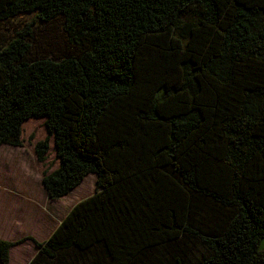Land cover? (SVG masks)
<instances>
[{
	"label": "trees",
	"instance_id": "trees-1",
	"mask_svg": "<svg viewBox=\"0 0 264 264\" xmlns=\"http://www.w3.org/2000/svg\"><path fill=\"white\" fill-rule=\"evenodd\" d=\"M26 13L39 34L7 36ZM3 144L39 164L52 144L51 200L96 190L0 264L25 240L28 264H264V0H0Z\"/></svg>",
	"mask_w": 264,
	"mask_h": 264
},
{
	"label": "crops",
	"instance_id": "crops-1",
	"mask_svg": "<svg viewBox=\"0 0 264 264\" xmlns=\"http://www.w3.org/2000/svg\"><path fill=\"white\" fill-rule=\"evenodd\" d=\"M21 152L17 154L22 158L23 155L27 156L24 150ZM28 164L29 166L20 165L9 171L3 170L0 172V239L2 240L15 241L26 236H30L38 242L47 240L77 203L95 193L96 175L93 174L92 184L95 181L94 189L85 187V181L83 180L75 189L61 198L64 201L63 206L65 208L62 206V213L56 214L52 211L53 208L51 209V202H59L61 199L51 200L48 197L42 183V175L39 178V183H41L40 191H42L39 197L41 196V199L37 197L34 191L33 182L35 178L30 176L29 173L34 171L37 173L39 169L32 152ZM23 173L27 174L25 175L26 178L20 177ZM28 222H36L38 226L32 229L28 226ZM43 226H48L49 228L48 231L46 230V234H44L45 228ZM33 230L40 233L39 238L41 239H38L36 235L34 236ZM11 249L9 264H28L37 253V248L32 241H24V243L14 246L15 252L19 251L17 253H20L19 259L14 262ZM26 252H31V257L28 259L25 258Z\"/></svg>",
	"mask_w": 264,
	"mask_h": 264
},
{
	"label": "rangeland",
	"instance_id": "rangeland-1",
	"mask_svg": "<svg viewBox=\"0 0 264 264\" xmlns=\"http://www.w3.org/2000/svg\"><path fill=\"white\" fill-rule=\"evenodd\" d=\"M27 26H29V29L31 31L35 32V34L36 33L39 34L38 33V32H40L39 29L43 25L41 23H39V21L36 19L35 13H26V14H22V15L15 17V18L11 19L10 21H8L3 26V30L7 33V36H15L17 34V32L25 29ZM46 32H49V34L48 35H39L41 37L40 38L41 42L39 43V45L36 44L34 48H36L41 54H43L47 57H59V55H60L59 50L63 47L62 39H61L60 24L58 22L51 23L47 27ZM31 133H32V135H35V137H37L38 139H43L46 136L45 128L42 125V121L30 122L24 126V139L25 140H26V138H28V136ZM50 147L51 148H50V151L48 153L46 161L44 163H40V164L38 163V165H37L40 173L38 171H37V173L35 171L29 173L30 176L35 178L34 182H33L34 188H35L34 191L37 194V197L40 199H41V196L39 197V195H40V193H42V191H40V186H41L40 184L41 183H39V178H41L40 175H43V171H44V173H46V172L51 173L59 165L58 160L55 158V154H54L53 149H52V144L50 145ZM20 150L21 151L24 150L26 152L27 156L23 155V158L21 156H19L17 153L21 152ZM31 152H32L31 147H28V146L14 147V146L6 145V144L1 145L0 146V172L3 170L9 171L10 169H13L14 167L20 166V165L29 166L28 163L30 161ZM21 153H23V152H21ZM25 175H27V174L23 173V175L20 177L26 178ZM92 175L93 174H89L84 178V181H85L84 186L89 187L90 189H91V187L94 189V182L95 181H93V184H92ZM52 202H51V209L53 208L55 210L54 211L52 209V211L55 212L56 214L62 213V206L64 204V201L61 199V201H59V202L58 201H52ZM63 208H65V206H63ZM28 226L30 228L34 229L35 227L38 226V224H36V222H28ZM43 227L45 228L44 234H46V230L48 231L49 228H48V226H43ZM32 233L34 234V236L36 235L38 239H41V238H39L40 233L38 231L33 230ZM26 237H30V236H26ZM17 240H15V241H17ZM25 241H27V240H25ZM30 241H32V240H30ZM10 242H14V241H10ZM22 243H24V242H22ZM22 243H20V244H22ZM32 243H34V242L32 241ZM18 245H16V246H18ZM11 251L13 252L12 257L14 258V262H15L19 259L20 253H17L19 251L15 252L14 247L11 249ZM29 257H31V252L30 253L26 252L25 258L28 259Z\"/></svg>",
	"mask_w": 264,
	"mask_h": 264
}]
</instances>
